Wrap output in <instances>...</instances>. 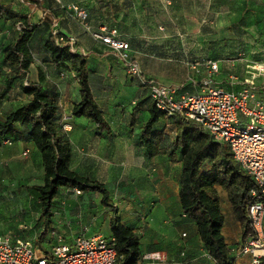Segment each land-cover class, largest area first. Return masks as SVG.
<instances>
[{
  "label": "crops",
  "instance_id": "obj_1",
  "mask_svg": "<svg viewBox=\"0 0 264 264\" xmlns=\"http://www.w3.org/2000/svg\"><path fill=\"white\" fill-rule=\"evenodd\" d=\"M9 1L14 6H4L8 14L0 20L7 37L0 41V77L2 47L17 36L13 32L15 20L10 14L29 16L38 28L30 40L32 63L28 82L38 83L44 90L52 88L57 94V115L68 127L72 150L69 168L107 187L120 222L137 234L141 255L160 252L166 258L165 264H214L197 237L193 221L181 212L180 164L171 163L166 156L149 158L138 141L140 128L149 117L147 91L128 76L114 51L83 33L52 0H42L43 9H34L22 0ZM62 2L78 3L87 8L91 30L105 28V34L114 32V38L128 42L143 76L163 85L181 86L182 90L193 92L195 88L187 81L189 78L198 81L200 76L193 75L186 65L185 60L192 58L216 61L219 71L212 77L214 84L226 91H235L248 76L249 64L264 63L262 56L252 52L264 49V35H261L264 34V0ZM41 15H45L44 21ZM52 28L64 36L76 38L77 52L85 57L92 97L110 127V135H100V130L87 120L71 117V109L79 101L78 87L73 73L54 67L44 48L47 32ZM204 72L203 69L202 75ZM16 94L23 103L30 99L15 86L0 101L1 111L9 114L23 104H16ZM154 130L172 136L175 128L167 119H161ZM23 141L0 148L14 147L19 153ZM30 149L31 152L26 149L20 153L32 157L36 165L40 164L38 152L33 147ZM55 202L52 227L66 242L70 243L79 234L96 235L86 234L95 215L103 216L110 230L111 213L101 207L99 195L62 191ZM92 206L99 207L98 214L90 210ZM234 221L229 220L226 227L223 226V237L232 260L236 264H246L250 256L237 250L241 244L240 230ZM10 229L0 223V233L17 238ZM73 230H77L76 233Z\"/></svg>",
  "mask_w": 264,
  "mask_h": 264
},
{
  "label": "trees",
  "instance_id": "obj_2",
  "mask_svg": "<svg viewBox=\"0 0 264 264\" xmlns=\"http://www.w3.org/2000/svg\"><path fill=\"white\" fill-rule=\"evenodd\" d=\"M22 1L32 5L34 9L44 8L42 0ZM55 5L65 12L67 6H78L87 12L89 18L88 9L81 4H65L61 0L60 5ZM5 14H8L7 9L0 4V20ZM10 16L15 20L13 32L17 36L2 47L0 101L5 99L15 86L30 99L0 122V147L6 146L3 144L6 140L11 143L21 140L30 142L40 156L42 168V183L24 186L37 195L38 219L35 221L38 229L33 236L17 235V238L30 240L35 248H38L42 241L50 249L53 238L48 237V233L56 230L52 227L55 198L62 191L75 195L94 193L100 196L101 207L111 213L109 236L103 237L107 240L114 239L116 253L114 264H140L143 255L140 254L139 238L132 229L120 222L107 187L82 177L69 168L72 150L68 130L63 128L66 124L57 115L56 92L52 88L44 90L42 85L28 82L32 63L30 40L38 24L33 23L29 16L13 14ZM55 31L57 30L53 28L52 31L48 30L44 48L49 52L54 67L73 73L79 101L73 105L71 117L87 120L100 130V135H110V127L98 109L89 88L85 57L78 54L76 41L72 49L68 41L69 36H64L58 31L54 34ZM131 56L134 59L132 52ZM186 61L198 60L188 58ZM131 79L141 89L147 91L146 86ZM148 99L149 117L140 128L139 143L149 158L166 156L171 163L180 164L178 182L182 214L193 221L197 237L214 264H235L222 233L224 215L217 188L225 192L233 219L239 224L240 247L246 239L255 236L248 216V207L255 200L250 194V191L255 189L252 178L233 159L228 145L213 141L196 123L158 110L149 96ZM161 119H167L175 128L172 136L154 130L155 124ZM75 190L79 191V194H76Z\"/></svg>",
  "mask_w": 264,
  "mask_h": 264
},
{
  "label": "built area",
  "instance_id": "obj_3",
  "mask_svg": "<svg viewBox=\"0 0 264 264\" xmlns=\"http://www.w3.org/2000/svg\"><path fill=\"white\" fill-rule=\"evenodd\" d=\"M52 1L61 4V0ZM66 14L91 39L116 53L128 76L146 86L148 96L158 110L194 122L213 141L228 145L233 159L255 184V189L250 191L255 200L248 207L255 236L246 239L238 252L250 256L246 264H264V63L249 64L243 85L238 90L226 91L212 80L219 71L216 61H186L193 75L200 76L198 81L188 79V84L195 89L187 92L181 86L147 80L131 56L129 44L114 38V32L105 34V28L91 31L84 9L70 5L66 7ZM68 41L74 49L76 39L69 36ZM63 128L68 130L66 125ZM3 144L12 143L6 140ZM75 193L79 194V191L75 190ZM48 237L53 238V243L48 253H43L30 240L0 233V264H114L116 253L112 238L79 234L69 243L56 230L49 232ZM165 260L160 252H153L144 254L140 264H165Z\"/></svg>",
  "mask_w": 264,
  "mask_h": 264
},
{
  "label": "rangeland",
  "instance_id": "obj_4",
  "mask_svg": "<svg viewBox=\"0 0 264 264\" xmlns=\"http://www.w3.org/2000/svg\"><path fill=\"white\" fill-rule=\"evenodd\" d=\"M0 4L6 8L14 6L11 5L9 0H0ZM41 18L43 21L46 19L45 15H41ZM4 36V29H1L0 27V41L4 39ZM5 38L7 37L5 36ZM252 52H255V54H257L260 58L261 56L264 58V49H253ZM163 82L165 84L169 83L168 80H163ZM174 83L179 84V82ZM18 94L20 95V93ZM18 94L14 95L16 104L23 103L21 102V98V100L16 98L18 97ZM7 114L8 112L6 110H0V122L4 120ZM27 143V141H23L20 144L22 150L20 152H23L26 149L31 152L30 148H32V145L29 143L27 146ZM13 148L14 147L0 148V223L10 226V230L16 235L30 237L33 236L35 231L38 229L35 221L37 220L38 202L37 195L32 190L27 189L24 186L29 187L41 184L42 168L40 164L36 165L32 157H26L25 154L22 155L20 152L16 153V148ZM10 156L14 157V159ZM217 190L220 193L218 194V197L220 200L221 210L224 215L223 226L226 227L229 220L234 221L233 215L231 213L225 192L218 188ZM98 208L99 207L92 206L90 210H93V212L98 214ZM95 216L97 217H95L94 221L87 229L86 234L91 235L96 233L104 237L109 236L108 224L104 221L105 218L103 216ZM234 223L236 222L234 221ZM75 231L77 230H73L72 232ZM37 247L43 253H48L49 251L46 244H43L42 241Z\"/></svg>",
  "mask_w": 264,
  "mask_h": 264
}]
</instances>
